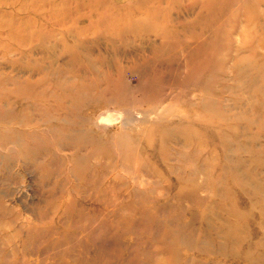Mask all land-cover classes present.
<instances>
[{"label": "rangeland", "instance_id": "374dc122", "mask_svg": "<svg viewBox=\"0 0 264 264\" xmlns=\"http://www.w3.org/2000/svg\"><path fill=\"white\" fill-rule=\"evenodd\" d=\"M0 264H264V0H0Z\"/></svg>", "mask_w": 264, "mask_h": 264}, {"label": "bare ground", "instance_id": "6f19581e", "mask_svg": "<svg viewBox=\"0 0 264 264\" xmlns=\"http://www.w3.org/2000/svg\"><path fill=\"white\" fill-rule=\"evenodd\" d=\"M55 7V6H54ZM212 121V120H211ZM213 123V122H212ZM210 124V123H209ZM214 124H216V123H214ZM218 124V123H217ZM217 127V126H216ZM207 129V128H206ZM210 129V128H209ZM207 132H208V130H207ZM224 132V131H223ZM220 132H218V134H219ZM198 136V135H197ZM196 138V137H195ZM225 148V147H224ZM227 214H229V213H227ZM232 214V213H231ZM233 215V214H232ZM229 232V231H228ZM231 237V236H230ZM245 259H247L246 257H244ZM163 261V260H162ZM161 263V262H160Z\"/></svg>", "mask_w": 264, "mask_h": 264}]
</instances>
